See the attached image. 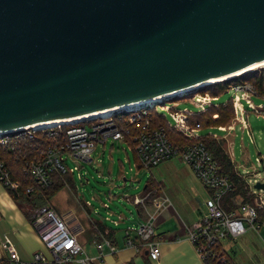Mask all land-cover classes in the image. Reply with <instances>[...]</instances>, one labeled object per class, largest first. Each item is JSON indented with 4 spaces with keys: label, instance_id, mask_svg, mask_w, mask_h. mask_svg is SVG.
I'll return each instance as SVG.
<instances>
[{
    "label": "water",
    "instance_id": "water-1",
    "mask_svg": "<svg viewBox=\"0 0 264 264\" xmlns=\"http://www.w3.org/2000/svg\"><path fill=\"white\" fill-rule=\"evenodd\" d=\"M263 61L264 0H0V133L144 101Z\"/></svg>",
    "mask_w": 264,
    "mask_h": 264
},
{
    "label": "built area",
    "instance_id": "built-area-1",
    "mask_svg": "<svg viewBox=\"0 0 264 264\" xmlns=\"http://www.w3.org/2000/svg\"><path fill=\"white\" fill-rule=\"evenodd\" d=\"M227 90L233 91L231 103L235 115L237 111L240 112L237 120L241 124L245 125L240 106L242 101L252 111L264 116V103L254 105L251 100L252 95H257L251 82H234ZM187 98L198 112L215 105L217 99L207 92H196ZM177 106V100L164 99L162 102H147L130 108L111 110L105 115L40 127L25 126L12 132L0 133V184L10 190L19 188V180L12 177L5 154H12L16 160H21L23 173L31 177L36 187L42 189L52 185L56 176L71 175L79 169L77 164L68 166L67 160L91 161V153L96 144H104L108 138L122 142L130 139L129 145L137 161L147 170L175 156L191 168L208 191V195L204 201L205 209L196 224L187 229V238L202 261L210 258L216 264H235L220 250L218 241L227 236L236 239L247 226H259L258 210L264 207V189L256 188L255 183L250 184L245 181L244 176L238 175L243 183L245 196L232 195L236 188L234 181L222 172L218 161L200 140L202 134L199 123H189V116L195 112L187 108L179 109ZM153 114L161 116L167 128L186 138L197 140L181 146L174 144L164 126L153 124ZM218 128L224 129L221 126ZM260 160L259 156L256 157V161ZM250 174L262 182L257 171L253 170ZM78 176L81 178V173ZM33 191L32 186L26 188V192ZM126 198L129 199L127 196ZM132 200L145 209L147 218L124 229L125 245L134 247V238H137L147 245L149 258L156 260L159 258L160 249L153 238L155 211H147L145 196H133ZM85 205H91L90 201H85ZM101 205L109 208L107 202H102ZM27 212L30 225L40 238L45 251L35 250L29 258H22L10 236L4 233L0 237V264H101L103 248L106 247L110 252L116 249L105 230L98 233L93 240L98 252L87 253L64 219L49 204L31 206ZM112 215L113 212L108 209L104 218L110 220Z\"/></svg>",
    "mask_w": 264,
    "mask_h": 264
},
{
    "label": "crops",
    "instance_id": "crops-1",
    "mask_svg": "<svg viewBox=\"0 0 264 264\" xmlns=\"http://www.w3.org/2000/svg\"><path fill=\"white\" fill-rule=\"evenodd\" d=\"M262 98H264V96H262ZM218 100L217 97L214 106L220 104L217 103ZM227 102L228 100L221 104L225 105ZM240 106L244 115L245 125L237 120L240 112L237 111L235 115L233 111V117L231 118L230 123L219 125L224 127L223 130L219 129V126H209L216 127L218 130L223 131L221 136L214 133L207 134L217 141H220V139L226 141L229 131L235 128L236 123H240L241 129L248 131L254 143L250 127L251 124L249 122L250 112L254 111H252L246 103H243V101ZM216 116L213 117L216 118ZM254 118L255 126L258 128V132H260L259 137H262L261 133L264 131V116L262 113L254 112ZM98 144L102 145V147L105 145V143ZM98 144H96V146ZM227 147L230 148V143L228 145L226 144L225 152L233 162V168L237 175L244 176L245 181L252 184L248 180V177L251 175L250 172L255 170L258 172L263 182L264 177L259 171L260 168L253 163L248 166H244L241 163L237 164ZM95 148L93 152L95 151ZM93 152L91 153V156ZM258 156L261 158L260 161H256V157ZM254 159L261 168L264 169V154L258 152ZM185 167L187 186L191 194L189 197H183V200L172 197L174 205L171 203L170 197L167 195L162 181L158 182L157 187L150 189L146 188L147 191L144 193V195H146L147 211H155L153 238L158 242L160 249L159 258L156 260L149 258L147 245L144 242L139 241L137 238H134V247L125 245L124 229L128 225H135L147 218L145 209L140 205L135 204L132 200L133 197L131 198V201L135 204L137 214L139 215L135 218L136 221L135 223L133 222V224L129 223V220H131L130 218L119 213L117 215L113 214L110 220H106L104 216L99 219H90L91 226L89 221L85 220V223L80 226V223H74L70 217L66 215V210L63 211L59 209L60 212L58 213L53 207L52 208L61 217L66 219V222L69 224H67V226L75 234L78 242L82 245L84 250L89 254H96L98 252L93 245V240L98 236V233H100L101 230H106L108 232V236L111 238L112 244L116 249L115 251L110 252L104 247L101 256V264H203V261L196 252L193 244L187 238V229L196 224L201 213L204 211V201L208 195V191L202 186L186 163ZM239 167L246 168V171L241 172ZM179 184H183V180L179 181ZM145 186L146 184L143 187L144 189ZM151 191H153V194H150ZM173 191L175 193H180L181 189L178 187V189ZM171 192L172 191L170 190L169 193L171 194ZM162 201H164V204L156 210V207ZM27 214L24 209L15 202L8 192V189L0 184V237L4 233L8 234L20 257L25 259L29 258L35 250L45 251V247L40 238L30 225ZM85 214L87 215V213ZM258 223L259 226L256 228L247 226L246 230L237 236L236 239H232L228 236L219 239L218 245L220 250L227 254L235 264H264V207L258 210ZM98 226L103 227V229H98Z\"/></svg>",
    "mask_w": 264,
    "mask_h": 264
},
{
    "label": "rangeland",
    "instance_id": "rangeland-1",
    "mask_svg": "<svg viewBox=\"0 0 264 264\" xmlns=\"http://www.w3.org/2000/svg\"><path fill=\"white\" fill-rule=\"evenodd\" d=\"M263 66L264 64L252 70L259 69ZM243 74L245 73L242 72V74L228 79L226 84H232L241 80ZM210 85H204L165 100H177V108H187L190 111L198 112V109L187 97L196 92L202 93L204 89L211 88L209 87ZM232 95L233 91L231 90L223 91L218 96L219 100L217 103L229 100ZM251 100L254 105L264 103V98L260 95H252ZM168 104L171 105V102H168ZM228 110L229 108L225 109L223 116L225 117V121L230 123L231 119L228 118ZM167 118L169 119L168 115ZM223 119L224 118H222V121H224ZM205 120V118H202V120L200 119V121H202L201 123L205 122ZM249 122L251 124L250 127L254 143L248 131L241 129L240 123H236L235 128L229 131L227 142L224 139H220V141L214 140L224 151H226V144L228 145L230 143V148L227 147V149L235 162L237 164L241 163L244 166L253 163L260 168L259 171L264 177V169H262L254 159L258 152L264 154V131L261 133L262 137H259L260 132H258L259 130H257L258 128L255 126L254 112H250ZM207 133H214L221 136L223 131L218 130L216 127H204L200 129V134L205 135ZM91 158V161L67 160L68 166L77 164L79 167V169L75 170L70 175L71 184L67 185L63 182L57 190H53V194H51L47 200H43V202L49 204L58 213L60 212L59 209L63 211L66 210V215H68L74 223H80V226L85 223V220H88L91 226L90 219L102 218L105 216L106 210L108 209L111 210L114 215L121 213L130 218V224H133V222L135 223V218L139 215L137 214L136 206L131 201V198L133 196L144 195L147 189L157 187L159 181L164 183L166 193L173 204L172 197L183 200V197H189L191 195L187 186L185 163L177 156L167 159L152 167L150 170H147L143 167L136 166L135 160L137 159H135L134 152L127 142L114 141L108 138L104 147L100 144L96 146ZM239 170L245 172L246 168L239 167ZM78 173H81V178H79ZM181 180H183V184L180 185L179 181ZM248 180L252 184L257 181V179L252 176L248 177ZM145 184H148L146 190L143 188ZM178 187L181 189V194L173 191L178 189ZM170 190L172 191L171 194L169 193ZM126 196L129 197L130 200L127 199ZM87 200L90 201L91 205H85V201ZM102 202H107L109 208H104L101 205ZM24 209L29 211L28 207H24ZM85 213H87V215ZM63 219L66 222V219ZM66 224L68 223L66 222Z\"/></svg>",
    "mask_w": 264,
    "mask_h": 264
},
{
    "label": "trees",
    "instance_id": "trees-1",
    "mask_svg": "<svg viewBox=\"0 0 264 264\" xmlns=\"http://www.w3.org/2000/svg\"><path fill=\"white\" fill-rule=\"evenodd\" d=\"M243 73L245 74H243L242 79L238 81L251 82L255 86L257 95L264 96V66L259 69H254L251 71L249 70ZM226 83H227V80L210 83L212 85L207 84V85H210L209 87L211 88L204 89L202 93L207 92L211 94L212 96L218 97L230 85ZM226 108H229L228 118L231 119L233 117V107H232L231 98H230L225 105L221 103L218 106L210 105L203 112H195L194 114H191L189 116V123L194 124L197 122L199 123L201 129L204 127L212 126V125H215V126L225 125L227 122L225 121V117L223 116V114ZM213 114H217L216 118L213 117ZM202 118L206 119L205 122L203 123H201L202 121H200V119L202 120ZM222 118H224L223 119L224 121H222ZM153 124L156 126L157 125L164 126L167 132V135L174 142V144H178L181 146L187 142L197 140V139L186 138L182 136L180 133H177L176 131H174L173 129L169 127L167 128V126L165 125L164 119L161 118V116H158L156 114H153ZM208 137H211V136L209 134L202 135L200 140L204 144H206L210 152L213 154L215 159L218 161L222 172L228 174L230 179L234 181L236 188L234 192L231 194L232 195L241 194L245 196V190L243 187V183L241 182V179L234 171L233 162L231 161L230 157L221 148V146L217 142H215L213 138H208ZM127 143L131 144V140L127 139ZM134 156H135V159H137L135 153H134ZM5 160L8 166L10 167L12 177L19 180V188L17 190H10V188H7L8 192L13 197L15 202L18 205H20L23 209L24 207L30 208L31 206L46 204L45 202H43V200H47V198L51 194H53V190L55 189L57 190V188H59L63 182L67 185L71 184V178L69 174L59 175L54 178V182L52 185L48 186L47 188L39 189L38 187L35 186L31 177L23 173V169H22L23 165H22L21 160H16L12 154H5ZM135 163L137 167H141L137 160H135ZM29 186H32L34 188L33 193L26 192V188ZM147 187H148V184H146L145 189ZM152 192L153 191H151L150 194H153ZM245 199L250 200V198H245ZM24 211L26 212V214L28 213L25 209ZM98 229L101 230L103 229V227L98 226ZM203 264H216V263L214 260L207 258L203 261Z\"/></svg>",
    "mask_w": 264,
    "mask_h": 264
},
{
    "label": "bare ground",
    "instance_id": "bare-ground-1",
    "mask_svg": "<svg viewBox=\"0 0 264 264\" xmlns=\"http://www.w3.org/2000/svg\"><path fill=\"white\" fill-rule=\"evenodd\" d=\"M263 64H264V61L261 62V63L255 64V65H252L250 67H247L245 69H242L240 71H237L235 73H232L230 75H227V76H224V77H221V78H217V79H212V80H209L207 82L214 83V82L220 81V80H222L224 78L233 77V76L241 74L242 72H246V71H248L250 69L252 70L253 68L258 67V66L263 65ZM207 82L196 84V85H193V86H190V87H187V88L175 91V92H171V93H168V94L160 95V96H157V97H154V98H151V99H147V100H144V101H140V102H136V103H132V104H128V105H123V106H120V107L109 108V109H105V110H102V111L94 112V113H91V114H86V115H83V116H79V117L67 118V119H59V120H55V121L39 123V124H36V126H39V127L40 126H47V125H53V124H57V123H65V122H69V121H75V120L82 119V118L83 119L84 118H89V117L97 116V115H105L106 113H108L111 110H116V109H121V108H130L132 106L139 105L142 102L161 101L163 98H166L167 96H170V95L175 94V93H180V92H183L185 90H188V89H191V88H194V87H197V86H201L202 84H206Z\"/></svg>",
    "mask_w": 264,
    "mask_h": 264
}]
</instances>
